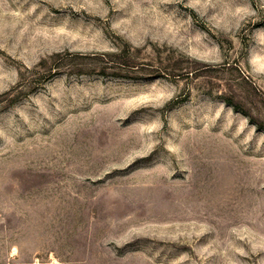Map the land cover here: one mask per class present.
Instances as JSON below:
<instances>
[{
    "label": "rangeland",
    "instance_id": "1",
    "mask_svg": "<svg viewBox=\"0 0 264 264\" xmlns=\"http://www.w3.org/2000/svg\"><path fill=\"white\" fill-rule=\"evenodd\" d=\"M0 264H264V0H0Z\"/></svg>",
    "mask_w": 264,
    "mask_h": 264
},
{
    "label": "trees",
    "instance_id": "2",
    "mask_svg": "<svg viewBox=\"0 0 264 264\" xmlns=\"http://www.w3.org/2000/svg\"><path fill=\"white\" fill-rule=\"evenodd\" d=\"M121 59H125V56H123ZM122 61V62H121ZM120 62H121V64L120 63H116V65H118V66H123V67H129V68H134V66H131L132 64H129V63H127L125 60H121ZM232 103V102H231ZM233 104V103H232ZM233 106H235L236 108L238 107V105L237 104H234Z\"/></svg>",
    "mask_w": 264,
    "mask_h": 264
}]
</instances>
